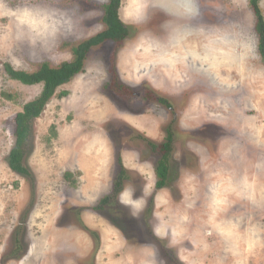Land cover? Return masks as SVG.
<instances>
[{"label": "rangeland", "instance_id": "rangeland-1", "mask_svg": "<svg viewBox=\"0 0 264 264\" xmlns=\"http://www.w3.org/2000/svg\"><path fill=\"white\" fill-rule=\"evenodd\" d=\"M109 3L0 0V264H264V63L249 0H119L120 45H91L51 92L18 77L74 62L107 30ZM30 103L41 110L20 175L7 158Z\"/></svg>", "mask_w": 264, "mask_h": 264}, {"label": "trees", "instance_id": "trees-1", "mask_svg": "<svg viewBox=\"0 0 264 264\" xmlns=\"http://www.w3.org/2000/svg\"><path fill=\"white\" fill-rule=\"evenodd\" d=\"M261 0H249V5L253 11L254 17L256 19V32L258 36V45L257 50L261 57L262 62L264 63V18L261 14V10L259 7V3ZM119 0H110L109 5H104L105 15L103 16V21H108L107 30L98 35L97 37L93 38L89 42H87L84 45H77L76 46V55L77 59L74 62L62 65L61 67L57 68L56 70H40L32 77H27L25 75H18V77L22 81H29L32 83H43L44 86L51 92L54 88L57 86L67 82L72 76L77 74L81 68L84 58L86 57V54L93 44L102 43L103 41H109L113 40L117 42V45H120L121 42L124 41V39L128 36V30L129 28H126L121 21L118 19L116 7H118ZM109 7L114 8L113 11L109 12ZM110 74H111V86L114 90L121 93L122 98H131V90L129 88H126L123 85H120L118 83V79L116 76V72L114 67L110 68ZM62 95H65V93H62ZM5 98L7 100L11 99L10 95L4 94ZM47 97L44 99L46 100ZM42 100V102L44 101ZM42 102L40 104H42ZM45 102V101H44ZM41 105H36L33 103H30L28 106L25 107L24 111L22 113H18L15 116L14 123L16 125V135H18V143L16 147L10 152V155L7 158V163L9 168L12 172L20 175H26L27 170L22 165L23 164V158L25 156L24 154V145L26 143V140L29 137L30 130H31V122L34 118H36L41 110ZM54 129V127H52ZM171 134V133H170ZM54 135V132H53ZM172 134H168V140L164 144V146H160L159 151L161 152V156L159 158V163L156 164V172L158 173H164L167 175L168 170V157L169 153L172 149ZM149 145L155 150L156 147L153 143L148 142ZM163 174V175H164ZM66 179H70L71 175L70 173L65 174ZM165 184V183H163ZM165 187L158 186L156 187L155 191ZM122 189L117 190V192L112 193V198L115 199L117 202L118 195ZM111 197V196H110ZM107 201V202H106ZM152 202V198L150 199V203ZM102 204H108L109 203V197H104L101 201ZM149 203V204H150ZM102 206V205H101ZM98 206L97 209H101ZM147 212H150V208L147 209Z\"/></svg>", "mask_w": 264, "mask_h": 264}, {"label": "flooded vegetation", "instance_id": "flooded-vegetation-1", "mask_svg": "<svg viewBox=\"0 0 264 264\" xmlns=\"http://www.w3.org/2000/svg\"><path fill=\"white\" fill-rule=\"evenodd\" d=\"M168 134H169V135H171L169 131H168ZM168 134H167V139H166V142H167V140H168Z\"/></svg>", "mask_w": 264, "mask_h": 264}, {"label": "crops", "instance_id": "crops-1", "mask_svg": "<svg viewBox=\"0 0 264 264\" xmlns=\"http://www.w3.org/2000/svg\"><path fill=\"white\" fill-rule=\"evenodd\" d=\"M131 174H133V173H131Z\"/></svg>", "mask_w": 264, "mask_h": 264}]
</instances>
